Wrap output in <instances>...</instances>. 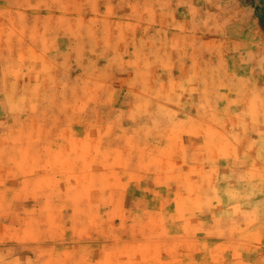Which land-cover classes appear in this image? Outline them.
Segmentation results:
<instances>
[{
  "label": "rangeland",
  "instance_id": "rangeland-1",
  "mask_svg": "<svg viewBox=\"0 0 264 264\" xmlns=\"http://www.w3.org/2000/svg\"><path fill=\"white\" fill-rule=\"evenodd\" d=\"M0 264H264V0H0Z\"/></svg>",
  "mask_w": 264,
  "mask_h": 264
}]
</instances>
